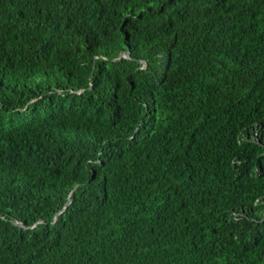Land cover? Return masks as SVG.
I'll list each match as a JSON object with an SVG mask.
<instances>
[{
	"label": "trees",
	"instance_id": "1",
	"mask_svg": "<svg viewBox=\"0 0 264 264\" xmlns=\"http://www.w3.org/2000/svg\"><path fill=\"white\" fill-rule=\"evenodd\" d=\"M0 264H264V0H0Z\"/></svg>",
	"mask_w": 264,
	"mask_h": 264
}]
</instances>
